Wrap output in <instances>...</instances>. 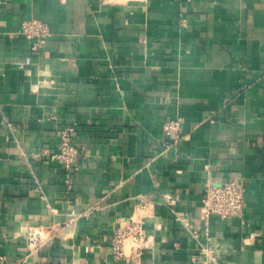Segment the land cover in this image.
Here are the masks:
<instances>
[{
    "label": "crops",
    "instance_id": "1",
    "mask_svg": "<svg viewBox=\"0 0 264 264\" xmlns=\"http://www.w3.org/2000/svg\"><path fill=\"white\" fill-rule=\"evenodd\" d=\"M207 179L240 216H201ZM0 264H264V0H0Z\"/></svg>",
    "mask_w": 264,
    "mask_h": 264
},
{
    "label": "built area",
    "instance_id": "2",
    "mask_svg": "<svg viewBox=\"0 0 264 264\" xmlns=\"http://www.w3.org/2000/svg\"><path fill=\"white\" fill-rule=\"evenodd\" d=\"M20 33L31 41V49L37 50L48 34L47 25L39 19H24L20 25ZM179 120H168L162 124V132L167 137L178 139ZM72 128L61 130L57 150L51 157L60 161L66 169L75 164L79 157V148L71 142ZM244 187L237 181H224L216 184L207 179L204 193L200 200L201 216L207 218L211 215L222 219H229L241 215L244 207ZM126 239L132 242L143 240L141 218L135 214L113 232L110 243L115 257L123 256L122 244Z\"/></svg>",
    "mask_w": 264,
    "mask_h": 264
}]
</instances>
